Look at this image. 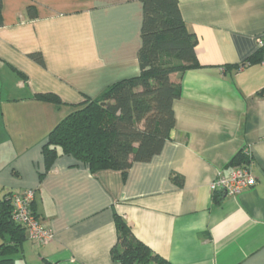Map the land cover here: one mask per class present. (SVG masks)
<instances>
[{"label": "crops", "instance_id": "0c3cea01", "mask_svg": "<svg viewBox=\"0 0 264 264\" xmlns=\"http://www.w3.org/2000/svg\"><path fill=\"white\" fill-rule=\"evenodd\" d=\"M179 6L202 66L171 76L182 92L170 139L124 178L67 154L47 169L43 146L74 104L138 73L142 0H0V197L35 189L54 234L40 245L25 231L15 264H119L115 213L171 264H264V48L261 62L243 64L264 37V0ZM47 92L64 103L37 97ZM241 154L256 185L214 192L219 172L247 163Z\"/></svg>", "mask_w": 264, "mask_h": 264}, {"label": "trees", "instance_id": "16d2710c", "mask_svg": "<svg viewBox=\"0 0 264 264\" xmlns=\"http://www.w3.org/2000/svg\"><path fill=\"white\" fill-rule=\"evenodd\" d=\"M142 3L138 73L111 84L95 98L85 96L74 104V110L52 129L43 146L47 169L60 155L67 154L88 165L92 172L113 169L125 178L134 162L151 160L170 139L176 124L174 102L182 92L181 83L171 76L202 66L196 51L198 38L188 28L179 0ZM28 13L36 16L35 6H29ZM263 48L243 64L261 62ZM30 57L45 65L40 52ZM37 97L56 105L64 103L52 92ZM250 161L241 154L236 162ZM174 180L181 184L179 176ZM12 193L0 197V264H15L11 255L26 239V229L12 220ZM115 224L117 241L111 249L115 262L171 264L138 239L118 213Z\"/></svg>", "mask_w": 264, "mask_h": 264}, {"label": "built area", "instance_id": "2783aa9c", "mask_svg": "<svg viewBox=\"0 0 264 264\" xmlns=\"http://www.w3.org/2000/svg\"><path fill=\"white\" fill-rule=\"evenodd\" d=\"M259 46L264 47V37L259 39ZM250 163L241 164L235 167L229 174L219 172L211 184L212 190L222 191L226 194H239L240 192L254 187L257 178L252 171ZM36 191L24 189L13 192L11 195L12 220L22 225L31 241L45 245L49 243L54 234L50 228L37 216L34 210Z\"/></svg>", "mask_w": 264, "mask_h": 264}]
</instances>
